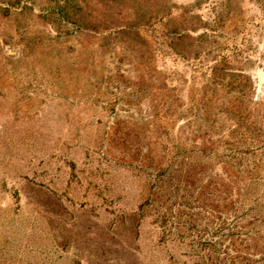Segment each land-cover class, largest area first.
Returning <instances> with one entry per match:
<instances>
[{
	"label": "rangeland",
	"instance_id": "obj_1",
	"mask_svg": "<svg viewBox=\"0 0 264 264\" xmlns=\"http://www.w3.org/2000/svg\"><path fill=\"white\" fill-rule=\"evenodd\" d=\"M0 264H264V0H0Z\"/></svg>",
	"mask_w": 264,
	"mask_h": 264
}]
</instances>
